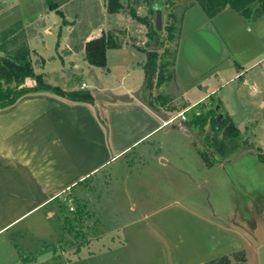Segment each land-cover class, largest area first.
I'll use <instances>...</instances> for the list:
<instances>
[{"label": "crops", "instance_id": "obj_1", "mask_svg": "<svg viewBox=\"0 0 264 264\" xmlns=\"http://www.w3.org/2000/svg\"><path fill=\"white\" fill-rule=\"evenodd\" d=\"M0 1L6 6L0 8V33L23 30L41 59L34 71L64 90L78 87L71 78L83 74L77 72L80 60L96 66L85 58L87 40L124 31L122 41L115 34L119 47L107 48L106 59L112 49L122 54L125 72L96 66L109 73L98 79L115 93L141 88L144 97L109 101L93 95L83 101L42 89L0 107V264H54L56 256L57 264H206L236 249L235 233L220 216L235 222L254 215L242 214V203L220 210V153L207 160L189 119L163 125L147 99L152 96L167 115L220 100L237 128L249 124L254 146L264 151V129L252 126L250 113H264V6L258 11L226 4L211 15L198 0L161 6L162 22L169 16L175 26L171 38L164 25L159 30L165 36L159 51L169 47L173 55L167 79L146 93L148 26L128 11L147 15L154 26L157 6L148 0H119L124 8L112 12L107 0H99L104 22L84 29L73 10L96 0L80 7L76 0ZM118 16L126 18L125 27L109 23ZM50 59L57 66L48 74ZM82 81L92 85L82 79L80 86ZM35 83L26 76L22 84ZM238 107L247 112L236 121ZM246 156L257 163L255 149ZM63 197L75 204L73 215L81 204L93 213L79 247L61 225Z\"/></svg>", "mask_w": 264, "mask_h": 264}, {"label": "rangeland", "instance_id": "obj_2", "mask_svg": "<svg viewBox=\"0 0 264 264\" xmlns=\"http://www.w3.org/2000/svg\"><path fill=\"white\" fill-rule=\"evenodd\" d=\"M85 0H76L75 5L77 4V7H80V4ZM87 1H94V0H87ZM97 1V5L95 3H92L88 5L87 8H77L73 10V13L75 14L76 18V24L82 27L89 28L91 25H96L100 22H104L103 13L100 10V3L99 0ZM166 8L170 7L172 4H166L164 3ZM264 6V3L262 0H251L249 1L244 7L248 8H254L259 11L261 7ZM6 7L4 2L0 1V8ZM245 9V10H246ZM71 11V10H69ZM112 12V11H110ZM128 13H131V11H128ZM132 14V13H131ZM133 15V14H132ZM138 19V18H137ZM172 20H174L172 18ZM171 21V18L166 19L165 23L162 22V27L164 25L169 24L168 22ZM109 23L114 26H118L120 28L125 27L127 24V20L124 16L121 17H114L110 19ZM18 26V25H17ZM14 31L13 27H10ZM7 31V37L5 38L4 42V50L0 51V56H9L13 57L15 48L22 44L26 43L25 39V33L22 31L17 32ZM173 31V30H172ZM114 34L118 33L119 39L121 40L124 31L119 30H112ZM166 33V31H164ZM161 35V34H160ZM162 36V35H161ZM165 37V36H162ZM122 41V40H121ZM115 47H119L115 46ZM114 48V47H112ZM167 52L163 53V57L168 61L167 65H165L166 69V76H169V65L170 61L172 59L173 55V49L166 47ZM123 49V48H122ZM111 54L107 57V63L106 67H110L112 69V72L119 71L120 75H123L125 71L123 66H121L120 58H122V54H118L116 50L112 49L110 50ZM162 51V50H161ZM45 52V51H44ZM29 57L31 60L32 65H41V59L40 57H37L32 54V52L29 49ZM56 62L52 61V59L46 61L45 64V71L48 74H51L50 72L51 67L57 66L55 64ZM94 66V65H93ZM108 69H100L98 67H91L87 65L84 61H79V66L77 69V72L81 73L82 75H77L71 78V81L73 82V85H78L77 88H82L80 86V81L82 79H86L88 81H91L92 74L95 73L97 78L102 79L103 77H106L109 73L106 72ZM44 71V70H42ZM110 71V70H109ZM106 72V73H105ZM44 78V77H43ZM98 79L99 81H101ZM167 79V78H166ZM165 79V80H166ZM103 80V79H102ZM164 80V81H165ZM163 81V82H164ZM76 89V88H74ZM220 93V92H218ZM211 106L209 108L214 109L216 113L224 112V109L219 106V108H215L217 104H220V100L211 99ZM205 105H197L195 107L190 108L189 110H185L184 112L186 114V118L190 119L192 118V115L194 113L204 112L209 108H204ZM160 108V107H159ZM259 108V107H258ZM254 109V108H253ZM237 116H235L236 121H238L243 115L246 114V109L242 107H238L237 109ZM250 113H252L253 120L252 126H256V130L262 131L264 129V113L263 110L258 109L257 111L253 110ZM261 120V121H260ZM260 121V122H259ZM236 125V124H235ZM189 126L194 130L196 133V139L197 143L202 149V152L207 160H212L214 157V151H220L218 150L219 147H226L229 146L228 150L222 154L220 153V210H228L230 207L235 208L233 205L235 204H241L240 211L245 213H252L254 216L246 221L243 217H240V220H236L234 223L241 226L246 230L248 237L245 233L242 231L237 230L236 228L232 227L227 221L224 219H221V222L227 227V229H230L233 233H235V240L238 241L236 249L230 251V253H227L226 255L229 257V264H238L241 262V260H244L246 264H258V259L255 258V253L257 251V246L255 245V240L258 242V244L264 240V160H261L258 158V161L256 164H254L251 160V158L246 156L248 155V151L254 150V143L255 141L252 140L251 137V127L249 124H247L245 127H242V129L238 128V132L236 137H229V135H226L224 127L219 131L215 132L210 122H207L206 125H198L194 122H191ZM237 126V125H236ZM228 134H230V131H227ZM215 136L220 137V140H222V143H215ZM224 143V145H223ZM218 148V149H217ZM238 155H241L238 157ZM237 157V158H236ZM258 157V155H257ZM250 158V159H249ZM225 164V165H224ZM253 182L256 184L254 186ZM61 200V201H60ZM60 203H58V214L60 217L62 216V228H66L67 231L72 235V238L69 240V242L75 244L76 246L85 244L86 241V234H87V226L86 220L90 216L93 215V213L88 210L84 204H81L79 208H77V211L75 214H72V211L69 210L70 205H74L73 202H71L69 197H63L61 198ZM243 203L246 205H243ZM237 206V205H236ZM65 218H64V217ZM225 218L231 220L230 218ZM232 221V220H231ZM79 247V246H78ZM60 257V256H59ZM55 257V260L52 262L54 264H57V258ZM60 260V259H59ZM214 264H224V263H214Z\"/></svg>", "mask_w": 264, "mask_h": 264}, {"label": "trees", "instance_id": "obj_3", "mask_svg": "<svg viewBox=\"0 0 264 264\" xmlns=\"http://www.w3.org/2000/svg\"><path fill=\"white\" fill-rule=\"evenodd\" d=\"M201 6L208 14H213L220 10L226 4L236 8L243 9V7L251 0H198ZM151 6H162L164 3L172 4L174 0H148ZM107 7L109 11H116L124 8V5L119 0H107ZM150 12L153 13V8L150 7ZM131 13L134 17L145 22L148 26V37L151 42V48L146 50V60L143 64L144 68V90L149 92L153 86H159L166 78V69L168 61L163 57V53L167 52V48L163 47L162 51H159V47L162 46L163 40L160 37L159 30H156L152 21L148 16H140L131 9ZM172 15L171 12H169ZM174 22L171 21L165 25L167 31V37H172V30L174 29ZM7 31H14L11 28L4 29L0 33V51L4 50V42L7 37ZM119 42L116 35L111 31H102L98 36L92 37L85 43V58L88 63L96 66H106V50L109 47L118 46ZM29 48L26 43H22L15 48L13 57L0 56V107H4L13 103L20 95L28 92H34L42 89L52 90L58 94L64 95L72 100L92 101L93 94L90 89L76 88L71 90H64L57 85H52L44 80L41 72H35L33 65L29 57ZM31 76L35 79L34 85H23L24 78ZM147 103L150 106L155 107L152 96L148 97ZM212 108L207 109L204 112L194 113L190 122H194L198 125H205L210 122L212 129L217 133L223 127L226 135L229 137H236L238 128L232 120V117L227 112H222L219 117ZM230 131V134L227 133ZM222 143L220 137L215 136V143ZM224 145V143H223ZM254 145H252L253 147ZM219 147L220 153L224 154L228 148ZM257 151L258 158L264 160V151L259 146H254ZM224 263L229 264V257L226 254H222L218 257L210 259L206 264ZM238 264H246L244 260H241Z\"/></svg>", "mask_w": 264, "mask_h": 264}, {"label": "water", "instance_id": "obj_4", "mask_svg": "<svg viewBox=\"0 0 264 264\" xmlns=\"http://www.w3.org/2000/svg\"><path fill=\"white\" fill-rule=\"evenodd\" d=\"M154 13H155L154 14V27L156 30H161L162 29V9H161V7L160 6L155 7ZM91 80H92L91 92L93 93L95 98L106 99L109 101H115V100L131 101L132 99L136 98L140 101H144V97L140 93L141 88H136V89L130 91L129 93H126V92L115 93L112 90H110L109 88H104L102 82L98 80L95 73L92 74ZM219 106H220V104H217L215 106V108L217 109V108H219ZM151 109L154 113H156L162 119H166L168 116L164 111H162L156 107H151ZM221 115H222V113L219 112L218 116L220 117ZM220 217H221V219H224L230 225H232V227L236 228L239 231H242L248 237H250V235H248V233L246 232V230L244 228L235 224L233 221L225 218L224 216H220ZM254 243L257 246L255 258L258 259V264H264V240H262L259 244L255 240Z\"/></svg>", "mask_w": 264, "mask_h": 264}, {"label": "built area", "instance_id": "obj_5", "mask_svg": "<svg viewBox=\"0 0 264 264\" xmlns=\"http://www.w3.org/2000/svg\"><path fill=\"white\" fill-rule=\"evenodd\" d=\"M81 87L82 88H91L92 85H90L88 82L86 81H82L81 82ZM176 119H180V120H184L186 119V114L184 112V110H179L177 111L175 114H168L166 119H162V124L163 125H170L175 123L177 120ZM76 209L75 204L74 205H70L69 210L70 211H74Z\"/></svg>", "mask_w": 264, "mask_h": 264}]
</instances>
